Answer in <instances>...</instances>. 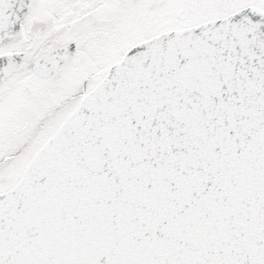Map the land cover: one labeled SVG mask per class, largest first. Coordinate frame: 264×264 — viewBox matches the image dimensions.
Returning a JSON list of instances; mask_svg holds the SVG:
<instances>
[{"label": "snow or ice", "instance_id": "6c2138e0", "mask_svg": "<svg viewBox=\"0 0 264 264\" xmlns=\"http://www.w3.org/2000/svg\"><path fill=\"white\" fill-rule=\"evenodd\" d=\"M0 264H264V0H0Z\"/></svg>", "mask_w": 264, "mask_h": 264}]
</instances>
